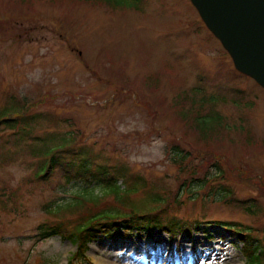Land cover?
Listing matches in <instances>:
<instances>
[{
    "label": "rangeland",
    "instance_id": "rangeland-1",
    "mask_svg": "<svg viewBox=\"0 0 264 264\" xmlns=\"http://www.w3.org/2000/svg\"><path fill=\"white\" fill-rule=\"evenodd\" d=\"M123 2L0 0V119L18 114L27 124L34 116L27 133L0 125V264H122L127 257L144 264L140 255L151 264H210L202 252L213 250L234 254L226 264H245L241 230L264 254V90L235 71L189 0ZM237 96L251 104L234 102ZM198 132L217 137L202 146ZM68 133L77 147L86 146L93 167L105 163L119 176L124 169L118 193L58 171L39 178L36 137L54 134L61 142ZM175 149L189 153L182 170ZM210 160L222 161V169L208 168ZM190 165L223 173L232 203L183 191L175 196L183 178L201 175L189 173ZM127 185L135 190L124 193ZM85 188L95 204L51 213L48 207L65 206ZM249 204L254 214L245 211ZM160 207L187 224L205 222L172 238L113 233L89 242L79 256L72 239L42 238L36 230L61 223L72 232L92 212Z\"/></svg>",
    "mask_w": 264,
    "mask_h": 264
},
{
    "label": "trees",
    "instance_id": "trees-1",
    "mask_svg": "<svg viewBox=\"0 0 264 264\" xmlns=\"http://www.w3.org/2000/svg\"><path fill=\"white\" fill-rule=\"evenodd\" d=\"M97 1H99V3L101 4H106L111 7L118 6L122 3L127 5V3L123 2L124 0ZM21 108L22 107H20V109ZM26 109L27 107L23 108V110ZM17 116L20 120L22 119L20 115L15 114L11 119H0V122L5 123L8 128H13L18 120ZM33 118L34 116L29 117V126L33 124L31 122V119ZM195 130L197 131L196 127ZM72 135L69 134V136L67 137L63 135L61 137V142L57 140L56 135L54 134H45L43 136L36 137L38 142H40L41 144L39 147L34 149V152L38 154V156H41V161L37 167V172L39 173L43 170V172L45 171L43 176H50L52 171H58L62 176L68 178L69 180H77L81 182L85 180L89 183L91 181H94L97 184H102L101 186L103 187L104 191L114 190L116 191V193H118L119 186L117 185V181L121 177L123 178L125 176L123 171L124 169H121V174L119 176V171L118 173H116L114 169H112L105 163H99L96 164V167H93V165L95 164V160H93V158L89 156L90 153L88 149L84 145H78L77 147ZM215 137L212 136V141H209L210 137H202L198 132V135L195 138V142L199 145L207 146L208 144H212ZM248 141L251 142L252 139L248 138ZM176 147L177 145L174 146V148ZM174 151L176 153L174 154L173 161L177 165V167L182 170L183 167L187 164L185 160L188 157L187 154L189 153L187 151L183 153L182 149H180L179 151L175 149ZM222 164V161H220V163L218 164V162L215 163L214 160H210L207 163L208 168L214 165L217 170L222 169ZM201 170L202 168H199V165H190L188 167V172L191 174H197ZM207 175V171L202 170L201 175H194L191 177L183 178L181 184L178 185V188L175 191L174 195L177 194V191H179L180 189L181 191H183V193H191L190 195L194 194L198 199L209 197L210 195H212L218 197L216 198L218 200H230L232 191L228 187L224 186V183L220 181L223 178V173H217V176L213 174H210L208 176ZM215 181H217L218 183H213ZM216 188H218V191H216ZM205 189H207L209 192H213L206 193L204 195L202 191H205ZM126 192L128 191L125 190L124 193ZM92 193V191L88 190L85 191L84 194L78 193L77 195H75L74 200L71 202H67L65 206H58L57 209H55V207H51L50 209H53L51 213L55 215L62 210L71 212L77 207L82 206L86 201H90L95 204L98 198L93 197ZM155 198L157 197H153L152 201H155ZM181 202L182 201L179 202V199L176 200L177 204H181ZM244 209L247 213L250 214H254L256 212L254 205L252 204H249ZM165 212V208L161 207L157 209L154 208L151 211L147 212H140L133 209H130L129 212H123L119 209H110L107 211L97 213L92 212L90 214H86L82 219V224L75 225L73 227V231L67 234L65 232L66 227L61 223H43L37 227V230L41 237H47L56 234L67 236L68 238L72 239L74 243H77L78 248L81 252H83L86 242H88L92 238L105 236L110 232L117 230L118 223H121L123 225V230L130 231L134 229L138 234L143 232L149 234L154 229H157L167 231L171 235H175L177 233L187 231L190 227H192L185 221L180 219L178 216H172ZM195 223L199 222L196 221ZM239 240L244 244V255L249 260L248 264H259L260 259L262 257L264 259L261 243L257 239L253 238L249 232H246V230H241V233H239Z\"/></svg>",
    "mask_w": 264,
    "mask_h": 264
},
{
    "label": "water",
    "instance_id": "water-1",
    "mask_svg": "<svg viewBox=\"0 0 264 264\" xmlns=\"http://www.w3.org/2000/svg\"><path fill=\"white\" fill-rule=\"evenodd\" d=\"M235 67L264 87V0H191Z\"/></svg>",
    "mask_w": 264,
    "mask_h": 264
},
{
    "label": "bare ground",
    "instance_id": "bare-ground-1",
    "mask_svg": "<svg viewBox=\"0 0 264 264\" xmlns=\"http://www.w3.org/2000/svg\"><path fill=\"white\" fill-rule=\"evenodd\" d=\"M160 253H161V257H164V255L162 256V248L160 250ZM203 254L205 255V259H209L210 260V262H211L210 264H226L234 256V254H230L229 255L227 252L226 253L225 252H217V251H214V250L209 252V253L208 252L207 253H203L202 252V255ZM107 256L110 257L111 259H114V260H117V261H119V259H121L120 256L118 254H116V253H112V254L108 253ZM121 257H123V256H121ZM139 258H143V259H139V261H142L144 264H151V263H149V261H147L145 259V256H141L140 255ZM130 262L131 261L128 260V257H127V258H124V260L121 263L122 264H129ZM192 264H196V262L192 263Z\"/></svg>",
    "mask_w": 264,
    "mask_h": 264
}]
</instances>
